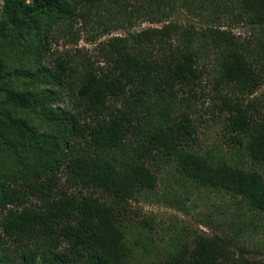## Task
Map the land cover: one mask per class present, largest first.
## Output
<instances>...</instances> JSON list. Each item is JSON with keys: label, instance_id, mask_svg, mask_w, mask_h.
Instances as JSON below:
<instances>
[{"label": "trees", "instance_id": "obj_1", "mask_svg": "<svg viewBox=\"0 0 264 264\" xmlns=\"http://www.w3.org/2000/svg\"><path fill=\"white\" fill-rule=\"evenodd\" d=\"M167 166L264 212V0H0V264H264L163 244L132 204L183 209L153 199Z\"/></svg>", "mask_w": 264, "mask_h": 264}, {"label": "rangeland", "instance_id": "obj_2", "mask_svg": "<svg viewBox=\"0 0 264 264\" xmlns=\"http://www.w3.org/2000/svg\"><path fill=\"white\" fill-rule=\"evenodd\" d=\"M233 32L242 36L247 34L246 29L236 28L233 29ZM83 45L91 47L84 41H80L79 46ZM205 119L207 120L205 121ZM203 122L205 127L201 126V130L204 131L205 141H212L217 135L218 127H214L208 114L204 116ZM201 136L204 139V135ZM160 177L155 191L158 195L153 199L162 198L161 195L167 193V199L174 203L180 201L183 209L177 210V208L169 207L167 200L160 204L133 203L132 206H138L143 213L156 215L159 235H165L163 244H165L166 235L169 233L168 228L170 230L175 228L178 233L183 227H186L189 231L199 234H220L221 236H232L235 240L240 238L246 247L249 246V251L258 252L257 255H260L264 250V212L241 209L235 201H227V196L224 200L215 192L202 189L189 181L182 183L183 180L173 174L170 166L161 171ZM173 225L176 227H172ZM251 225L255 226L254 236L249 234Z\"/></svg>", "mask_w": 264, "mask_h": 264}]
</instances>
